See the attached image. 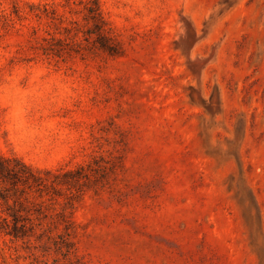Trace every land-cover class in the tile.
Segmentation results:
<instances>
[{
	"label": "rangeland",
	"instance_id": "obj_1",
	"mask_svg": "<svg viewBox=\"0 0 264 264\" xmlns=\"http://www.w3.org/2000/svg\"><path fill=\"white\" fill-rule=\"evenodd\" d=\"M99 2L120 57L42 54L84 0H0V156L78 173L34 232L0 206V264H264V0Z\"/></svg>",
	"mask_w": 264,
	"mask_h": 264
},
{
	"label": "trees",
	"instance_id": "obj_2",
	"mask_svg": "<svg viewBox=\"0 0 264 264\" xmlns=\"http://www.w3.org/2000/svg\"><path fill=\"white\" fill-rule=\"evenodd\" d=\"M84 6L87 28L82 33L86 45L82 47L74 41L76 35L67 43L49 34L50 38H44L40 48L44 56L66 59L74 55L87 57L99 52L114 58L123 55V48L104 17L99 0H84ZM37 17L41 19L42 16L39 14ZM64 31L69 32L68 28H64ZM76 174L75 171L57 175L50 171L42 172L19 158L0 156V206L5 208L4 212L11 218L10 221L8 218L3 220L2 232L11 235V232H34L36 227H41L48 215L41 210H27L26 204H36L35 201L45 197L51 201L57 200L63 196L61 187H68V178ZM60 216L66 219L64 213H60ZM52 224L56 226L55 222Z\"/></svg>",
	"mask_w": 264,
	"mask_h": 264
}]
</instances>
